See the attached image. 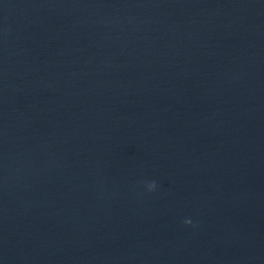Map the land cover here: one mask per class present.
<instances>
[{"label":"water","instance_id":"95a60500","mask_svg":"<svg viewBox=\"0 0 264 264\" xmlns=\"http://www.w3.org/2000/svg\"><path fill=\"white\" fill-rule=\"evenodd\" d=\"M0 264H264V0L0 15Z\"/></svg>","mask_w":264,"mask_h":264},{"label":"clouds","instance_id":"9594fccd","mask_svg":"<svg viewBox=\"0 0 264 264\" xmlns=\"http://www.w3.org/2000/svg\"><path fill=\"white\" fill-rule=\"evenodd\" d=\"M155 184H153V185H151V187H150V190H154L155 189ZM184 223L186 224V225H192V220H186V221H184Z\"/></svg>","mask_w":264,"mask_h":264}]
</instances>
